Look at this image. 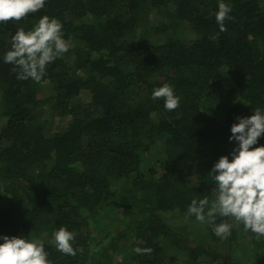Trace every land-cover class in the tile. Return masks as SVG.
Here are the masks:
<instances>
[{"label":"trees","instance_id":"1","mask_svg":"<svg viewBox=\"0 0 264 264\" xmlns=\"http://www.w3.org/2000/svg\"><path fill=\"white\" fill-rule=\"evenodd\" d=\"M227 2L225 31L218 0H47L21 18L58 17L71 47L40 82L0 59V233L74 230L75 255L45 245L53 264H264V237L187 215L235 118L264 106V0ZM16 30L0 26V57ZM164 83L177 109L152 99Z\"/></svg>","mask_w":264,"mask_h":264},{"label":"clouds","instance_id":"2","mask_svg":"<svg viewBox=\"0 0 264 264\" xmlns=\"http://www.w3.org/2000/svg\"><path fill=\"white\" fill-rule=\"evenodd\" d=\"M47 0H0V26L12 21L16 31L11 35V46L0 59L12 64L17 78L40 82L47 67L71 44L65 38L63 22L56 16L41 14L31 28L20 23L43 9ZM232 6L227 0H218L215 19L220 31L226 30L225 20L231 19ZM20 24L21 26H17ZM152 99H163V107L169 111L180 106L181 97L170 83L154 87ZM228 140L233 147L230 153L221 155L208 175L213 187L211 195L194 196L187 206V215L200 223L211 225L221 239L231 235L233 223L242 224L244 231L259 239L264 237V106L253 107V114L238 115L230 128ZM254 145H257L253 147ZM217 217L222 219L216 222ZM76 232L60 226L51 233V245L64 254L75 255ZM47 243L32 235L0 233V264H53L45 250ZM132 250L136 254H151L153 248L141 246L133 237Z\"/></svg>","mask_w":264,"mask_h":264},{"label":"rangeland","instance_id":"3","mask_svg":"<svg viewBox=\"0 0 264 264\" xmlns=\"http://www.w3.org/2000/svg\"><path fill=\"white\" fill-rule=\"evenodd\" d=\"M190 235V237L191 238H193L194 237V234L193 233H191V234H189ZM54 245H51V242H48L47 243V247H53Z\"/></svg>","mask_w":264,"mask_h":264}]
</instances>
